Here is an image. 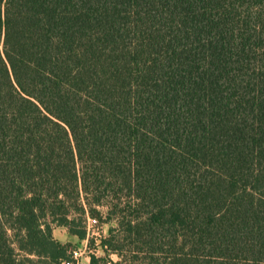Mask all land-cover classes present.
Returning <instances> with one entry per match:
<instances>
[{
	"label": "trees",
	"instance_id": "obj_1",
	"mask_svg": "<svg viewBox=\"0 0 264 264\" xmlns=\"http://www.w3.org/2000/svg\"><path fill=\"white\" fill-rule=\"evenodd\" d=\"M103 204L128 264H264V0H0V264Z\"/></svg>",
	"mask_w": 264,
	"mask_h": 264
},
{
	"label": "rangeland",
	"instance_id": "obj_2",
	"mask_svg": "<svg viewBox=\"0 0 264 264\" xmlns=\"http://www.w3.org/2000/svg\"><path fill=\"white\" fill-rule=\"evenodd\" d=\"M98 210H100L101 218L98 219V222L94 226L90 227L89 231L86 232V236L84 239L78 240L75 236H72L67 233L66 227L63 226L57 228L55 227V231H53V236L58 239L61 243L68 244L69 260L71 259V250L77 249L79 247L82 249L83 246L86 244L87 248L82 258L83 264H88L92 255L101 258L99 264H107L108 260L111 261V264H113L114 262H117V264H128L126 261H124L126 254L129 255L128 253H123V256H119L113 251L112 248H109L106 254L102 251V247L100 244L101 240H103L110 234V228H115V222L112 219H106V204L100 205L98 207ZM114 233H116V231H114ZM68 234L70 236H68ZM85 239H87L86 243ZM85 256H88V259L85 258ZM64 260L61 261V264Z\"/></svg>",
	"mask_w": 264,
	"mask_h": 264
},
{
	"label": "built area",
	"instance_id": "obj_3",
	"mask_svg": "<svg viewBox=\"0 0 264 264\" xmlns=\"http://www.w3.org/2000/svg\"><path fill=\"white\" fill-rule=\"evenodd\" d=\"M97 219L92 218L90 216H86V222H85V227H86V232L89 231L90 227L94 226L97 223ZM87 242V239H85V243ZM86 244L83 246V248L81 249L80 247L77 249H73L70 252L71 255V259L69 260H64L62 262V264H83V254L86 251ZM85 258L88 259V256H85ZM107 264H111V261L108 260Z\"/></svg>",
	"mask_w": 264,
	"mask_h": 264
},
{
	"label": "crops",
	"instance_id": "obj_4",
	"mask_svg": "<svg viewBox=\"0 0 264 264\" xmlns=\"http://www.w3.org/2000/svg\"><path fill=\"white\" fill-rule=\"evenodd\" d=\"M53 231H55V229H53ZM68 233V232H67ZM68 236H70L69 234H68Z\"/></svg>",
	"mask_w": 264,
	"mask_h": 264
}]
</instances>
